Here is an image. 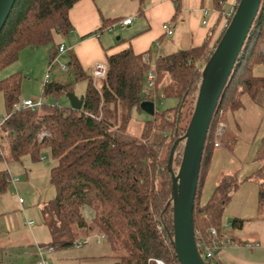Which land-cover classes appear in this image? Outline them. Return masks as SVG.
Instances as JSON below:
<instances>
[{"label":"trees","instance_id":"obj_1","mask_svg":"<svg viewBox=\"0 0 264 264\" xmlns=\"http://www.w3.org/2000/svg\"><path fill=\"white\" fill-rule=\"evenodd\" d=\"M79 0H15L0 30V70L18 58L25 47L53 42V34L70 39L69 10ZM228 0H211L217 12L216 22L198 46L157 56L154 70L167 74L168 84L155 90V96L142 91L150 65L129 46L105 55L103 77L94 78L81 66L74 51L64 42L54 44L49 64L58 55L60 44L67 48L65 70L74 81H84L80 109L56 102L46 104L49 96L59 97L72 91L73 81L43 83L41 104L14 108L21 96V74L0 79L5 115L0 120V162H21L24 156L40 159L48 148L55 164L50 168L49 182L54 195L42 206V223L50 240L45 246L54 249L73 245L79 237L98 233L108 242L118 264H180L170 245L172 208L168 204L171 178L167 168L170 149L183 135L191 117L202 67L217 44L230 19ZM227 4V6H225ZM228 7V8H227ZM103 19L95 31L101 32L116 23ZM220 23V24H219ZM217 27L219 30L215 33ZM65 41V42H66ZM264 0H261L250 32L231 73L220 102L214 111L204 144L194 200L193 222L198 250L206 264H220L204 255L202 243L213 247L224 233L223 214L240 180L236 173L223 175L206 196L205 182L215 149L225 139L217 130L225 115L243 108L242 95L264 108V76L252 72L255 64H264ZM176 99L164 111L155 106L161 97ZM151 101L154 113L140 136L126 132L132 108ZM110 109L113 110V119ZM120 113V114H119ZM120 116V117H119ZM42 133H47L41 137ZM234 141V140H233ZM226 142V141H225ZM218 143V145H216ZM183 144L173 154L172 167H179ZM264 158V138L258 150ZM257 177V209L264 218V165L243 180ZM9 173L0 169V193L7 189ZM89 213L88 217L85 213ZM160 224L162 229H157ZM243 220L233 218L229 226L239 229ZM210 229L217 233L215 238ZM44 246V245H41Z\"/></svg>","mask_w":264,"mask_h":264},{"label":"rangeland","instance_id":"obj_2","mask_svg":"<svg viewBox=\"0 0 264 264\" xmlns=\"http://www.w3.org/2000/svg\"><path fill=\"white\" fill-rule=\"evenodd\" d=\"M135 1L138 2V0ZM232 1L230 0L227 4L230 5ZM111 4L114 8L118 7L117 14L120 15L127 11L130 12L132 8L130 0H111ZM217 15L219 14L217 13ZM218 30L219 27L215 31L216 34ZM109 32V44L111 45L117 43V36L123 37L119 24ZM106 33H108L107 30L104 31L101 40ZM185 38L184 36L182 39ZM65 41L61 36L54 33L53 42L37 47L23 48L14 62L0 70V79L14 73L21 74V96L37 103L41 101V91L45 80L47 82L58 81L63 83L73 81L72 92L76 96L83 95L85 82L82 80L75 82L72 72L62 68L66 64V61L63 62L66 52L61 56V60L59 58L61 53H58L55 60L49 64V53L52 51L53 45L60 42L65 43ZM262 51L264 52V48H262ZM171 53H166V55ZM153 64L154 61L150 63L151 66ZM252 72L257 76H264V64H255L252 67ZM157 77L156 89L159 93L160 88L168 84L169 81L167 74L158 73ZM241 100L243 108L239 110L240 112L235 113L234 116L227 114L225 117L229 129L225 139L234 135L235 138H238V143L233 152L225 148L220 149L225 154L219 163L222 166V176L226 172L235 171L236 169L239 173L242 172V174L247 175L254 162V147H257L261 136H264V108L255 106L245 94L241 96ZM43 102L46 104L56 102L59 106L68 105L66 95L56 98L49 96ZM175 104L176 99L162 96L161 103L155 106V109L161 112L173 107ZM250 107L253 110H249ZM110 111L112 115H109V118L113 119V110L110 109ZM4 115L5 106L0 92V120ZM151 120L152 115L142 109L132 108L126 132L138 137L141 135L144 126L150 123ZM254 137H256L255 140ZM54 164L55 161L46 147L42 149L40 159L37 161L24 156L21 162H0V169L8 171L10 177L7 189L0 193V217L11 221L13 225H18L16 229L19 230L16 237H11L8 243L6 241L5 249L0 253V264H37L38 253L34 245L48 244L50 235L47 227L42 223L41 209L43 204L54 195V188L49 182L50 168ZM15 177H17V180L12 181ZM208 184L207 181L205 190ZM19 197L22 199V203H19ZM85 214L88 217L89 213L86 212ZM25 220L33 221L34 224L31 228L25 226L23 223ZM222 220L224 222L228 221L225 213ZM100 236L98 233L90 234L87 237L81 236L74 241L73 245L55 248L50 253L47 250H42V256L47 260V264H118L108 242ZM76 243H81V245L77 247L75 246Z\"/></svg>","mask_w":264,"mask_h":264},{"label":"crops","instance_id":"obj_3","mask_svg":"<svg viewBox=\"0 0 264 264\" xmlns=\"http://www.w3.org/2000/svg\"><path fill=\"white\" fill-rule=\"evenodd\" d=\"M130 5H132L130 12L127 11L123 15L117 14L118 7L114 8L111 0H79L69 10L70 39L65 44L68 49L74 51L82 68L87 73L93 75L95 64L106 63L105 55L107 53H115L129 46L135 53L149 51L150 63L152 61L155 63L159 55L166 56V53L198 46L205 40L208 30L216 22L218 16L217 12L212 10L211 0H138V2L130 0ZM126 18H130L131 22L125 27L119 25L123 37L117 36V43L109 44V31L111 30L104 29L95 33L103 19H115L114 22L117 25L119 21ZM169 28L171 33H167ZM105 30L108 33L104 34L102 41L101 37ZM184 36L186 38L182 39ZM158 41L159 45L155 46V42ZM64 54L65 52L61 53L60 60ZM63 59L65 62L66 54ZM239 110L228 114L234 116L235 113L240 112ZM249 110H253L252 107ZM225 117L221 129L227 135L229 129ZM263 138L264 136L258 138L259 143L257 147H254V162L247 175L239 173L237 169L225 173H236L242 181L224 210L228 221H223L224 233L217 242L214 256V260L220 264H264V218L259 217L257 209V183L260 180L257 177L243 180L264 165V158L258 157V150ZM255 139L256 137H254ZM237 141L238 138L233 135L221 142L215 149L206 178V182L208 181L209 184L205 190L204 199L223 174L222 166L219 163L225 154L220 149L225 148L233 152ZM233 218L243 220L241 228L232 229L229 226ZM17 226L0 217V253L5 249L10 238L16 237V233H19V230L16 229ZM34 248L36 249V244Z\"/></svg>","mask_w":264,"mask_h":264},{"label":"water","instance_id":"obj_4","mask_svg":"<svg viewBox=\"0 0 264 264\" xmlns=\"http://www.w3.org/2000/svg\"><path fill=\"white\" fill-rule=\"evenodd\" d=\"M15 0H0V30ZM261 0H238V4L226 24L217 44L202 67L194 108L186 130L170 149L167 168L171 178V194L168 204L172 208V234L170 245L180 264H206L195 239L193 210L201 160L207 132L214 111L227 86L234 65L243 49ZM68 105L80 109L83 95L72 91L66 94ZM140 108L154 113L151 101H143ZM179 143L183 144L177 172L172 167L173 154Z\"/></svg>","mask_w":264,"mask_h":264},{"label":"built area","instance_id":"obj_5","mask_svg":"<svg viewBox=\"0 0 264 264\" xmlns=\"http://www.w3.org/2000/svg\"><path fill=\"white\" fill-rule=\"evenodd\" d=\"M238 4V0H233L231 3V8L229 10V15L231 17V15L233 14L236 6ZM131 22L130 18H126L123 19L121 21L118 22V24L121 27H125L127 24H129ZM116 23H113L109 26H107L105 29L107 30H112L114 29ZM167 33H171V29L169 28ZM159 45V41L155 42V46ZM67 50L66 46L64 44H60L59 48H58V52L59 53H64ZM142 59L145 62H148L150 65V59H149V55L144 53L142 55ZM63 69H65V66H62ZM106 70V63H97L94 66V70H93V77L94 78H101L104 75V72ZM155 90H156V73L154 70V65H150V68L148 69L147 73H146V78H145V85L142 88V91L146 94H151L153 96H155ZM41 104V101H39L38 103L27 98H19V100L14 104V108L18 109L20 107H29L31 110H34L36 108H38ZM222 123L219 124L218 130H217V134H221L222 133V129H221ZM47 135V133H42L41 137ZM216 145H218V143H216ZM17 177L13 178L12 181H16ZM19 203H22V199L19 197L18 198ZM25 226H27L28 228H31L32 225L34 224L32 220H25L24 221ZM157 229L159 231H161L162 227L160 224H157ZM210 233L216 238L217 237V233L214 229H210ZM104 238L103 235L100 236V238ZM81 245V243H76L75 246L79 247ZM217 242L213 247H210L207 244L202 243V249H203V253L206 257L208 258H213L214 256V249L217 247ZM53 247L52 246H46L43 247L39 244H36V250L38 253V261L37 264H47V260L42 256V250H47V252H51L53 251ZM155 264H166L162 259H154L153 260Z\"/></svg>","mask_w":264,"mask_h":264}]
</instances>
